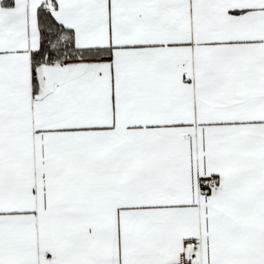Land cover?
<instances>
[{"label":"snow or ice","instance_id":"obj_1","mask_svg":"<svg viewBox=\"0 0 264 264\" xmlns=\"http://www.w3.org/2000/svg\"><path fill=\"white\" fill-rule=\"evenodd\" d=\"M0 264H264V0H0Z\"/></svg>","mask_w":264,"mask_h":264}]
</instances>
